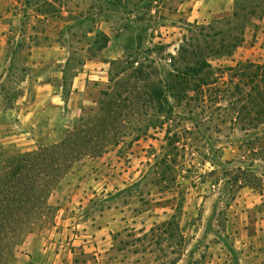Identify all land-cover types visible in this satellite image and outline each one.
<instances>
[{
	"label": "rangeland",
	"instance_id": "rangeland-1",
	"mask_svg": "<svg viewBox=\"0 0 264 264\" xmlns=\"http://www.w3.org/2000/svg\"><path fill=\"white\" fill-rule=\"evenodd\" d=\"M263 18L264 0H0V110L44 111L48 125L29 139L61 140L108 85L102 33L111 53L125 47L121 59L162 73L172 110L122 155L68 174L50 200L53 224L26 238L17 264L66 227L71 264H264V193L241 180L253 170L264 189V122L252 121L260 109L248 99L264 93ZM83 55L96 58L71 63L80 71L64 99L62 71ZM201 61L209 67L198 74ZM13 143L2 153L51 145Z\"/></svg>",
	"mask_w": 264,
	"mask_h": 264
},
{
	"label": "trees",
	"instance_id": "trees-1",
	"mask_svg": "<svg viewBox=\"0 0 264 264\" xmlns=\"http://www.w3.org/2000/svg\"><path fill=\"white\" fill-rule=\"evenodd\" d=\"M101 35V44H97L98 52H102L110 42L106 34ZM242 41L237 39L231 46V52ZM182 52H185L184 46L180 49V60L184 61ZM226 53L229 54V52ZM92 58H96V55L69 58L62 71L64 99L70 95L72 81L80 71L73 72L71 63L82 67ZM134 63L136 61L131 59H117L110 62L108 85L100 91L99 98L94 100L92 105L82 108L80 116L65 130L59 142L40 146L32 151L2 153L0 160V264H17V249L26 238L37 229L53 224L56 210L50 200L63 180L78 165L88 158H101L115 150L122 155V147L132 148L135 143L149 137L151 131L164 129L166 121L163 117L172 112L167 96L168 84L164 82L162 73L158 70L151 66L135 68ZM196 65L200 67L198 74L209 67L205 61L198 62ZM237 68L240 66L230 68L229 71L236 72ZM257 68L263 69L264 72V66H257ZM250 72L249 69L247 73L250 75ZM255 78L256 75H253L251 83H254ZM252 91L255 89L252 88ZM256 93L259 94L257 100L252 99L251 95L248 96L252 104L250 112L260 109L252 121L264 122L259 119L264 114V93L260 91ZM237 122H240L238 117ZM170 132L168 130V133ZM262 141V138H258V148L263 147ZM254 145L256 144H250V147L253 146V152L256 148ZM252 166L250 165L249 168ZM248 171L250 174L241 178L244 185L255 191L259 190L263 194L264 189H258L261 186L257 183L259 178L254 175L253 170ZM173 181L176 182V180ZM183 193L180 191V194ZM178 262L179 259L171 264Z\"/></svg>",
	"mask_w": 264,
	"mask_h": 264
},
{
	"label": "crops",
	"instance_id": "crops-1",
	"mask_svg": "<svg viewBox=\"0 0 264 264\" xmlns=\"http://www.w3.org/2000/svg\"><path fill=\"white\" fill-rule=\"evenodd\" d=\"M263 25V35H264V18L262 21ZM109 37V36H108ZM111 41L109 42V45L102 51L103 54L110 53V56H107L108 60L105 62V64L110 65V62L112 60L121 59L123 55L125 54V47H123V50L120 52H114L111 53ZM263 44H264V37H263ZM107 73V70L106 72ZM78 79V78H77ZM106 79V78H104ZM52 101H56L52 99ZM24 102H22L23 105ZM57 103V102H55ZM55 109H58L56 107ZM44 111H34V112H28L22 108L17 109H11V110H0V160L2 157V149H4L6 146L11 145L10 143L16 142L17 146H24V147H31L32 142L36 145H43V143H51L50 140L53 139L52 134L46 135L42 137V140H33L29 139V135L32 134V132H37L38 134L43 130L45 123L48 125V123L45 121L43 114ZM40 137V136H39ZM48 138L49 140H46ZM60 139L53 141L59 142ZM14 145V143H13ZM3 146V147H2ZM29 151V150H28ZM263 198L264 196H260ZM261 219V218H260ZM262 221L261 227L263 229L259 228V231L262 230L264 232V217L261 219ZM67 230V231H66ZM71 229L65 228V231L62 234V239L66 241L68 240L67 233L70 232ZM258 231V230H257ZM261 231V232H262ZM58 240L57 243L46 244L42 245L38 248L32 247L31 244L29 245V252L31 255L29 256V262H23L21 264H66L65 262H70L71 264L73 260V253L68 252V245H70V242H68V245L63 244V240ZM71 240V239H70ZM60 244L61 246H58ZM34 245V244H33ZM19 264V263H18Z\"/></svg>",
	"mask_w": 264,
	"mask_h": 264
}]
</instances>
